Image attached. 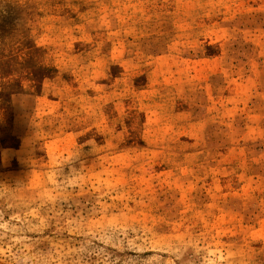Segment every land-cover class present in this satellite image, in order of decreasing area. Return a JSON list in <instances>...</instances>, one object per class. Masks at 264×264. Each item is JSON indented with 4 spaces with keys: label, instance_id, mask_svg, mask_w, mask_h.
I'll list each match as a JSON object with an SVG mask.
<instances>
[{
    "label": "rangeland",
    "instance_id": "obj_1",
    "mask_svg": "<svg viewBox=\"0 0 264 264\" xmlns=\"http://www.w3.org/2000/svg\"><path fill=\"white\" fill-rule=\"evenodd\" d=\"M0 264H264V0H0Z\"/></svg>",
    "mask_w": 264,
    "mask_h": 264
}]
</instances>
